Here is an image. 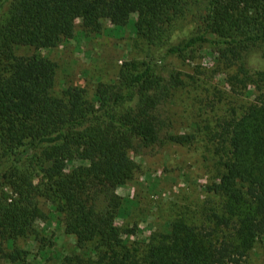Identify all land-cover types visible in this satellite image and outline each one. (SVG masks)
Listing matches in <instances>:
<instances>
[{"label": "trees", "instance_id": "trees-1", "mask_svg": "<svg viewBox=\"0 0 264 264\" xmlns=\"http://www.w3.org/2000/svg\"><path fill=\"white\" fill-rule=\"evenodd\" d=\"M190 12L198 26L182 23ZM79 20L96 33L102 21L133 23L156 53L125 63L120 81L100 84L94 100L78 87L55 96L57 64L40 51L73 38ZM201 49L238 65L239 84L261 77L264 86V71L251 65L255 55L264 60V0H0V254L28 258L13 243L36 235L44 197L76 238V264H249L264 238V104L211 134L215 177L206 192L219 199L211 212L178 214L170 233L137 247L117 225L129 215L118 189L139 171L131 154L197 139L172 132L165 105L185 81L166 67Z\"/></svg>", "mask_w": 264, "mask_h": 264}, {"label": "rangeland", "instance_id": "rangeland-1", "mask_svg": "<svg viewBox=\"0 0 264 264\" xmlns=\"http://www.w3.org/2000/svg\"><path fill=\"white\" fill-rule=\"evenodd\" d=\"M194 10L198 11L197 7ZM197 14L190 12L182 23L185 26L190 23L191 28L198 26L201 19ZM136 18L135 15L133 20ZM102 24L103 30L96 33L84 29L79 20L73 38L62 40L55 49L40 51L57 64L55 96L78 87L86 91L88 100H94L100 84L120 81L125 63H144L156 53L137 34L133 23L122 29L114 28L108 21ZM18 53L32 55L34 50L21 48ZM251 65L264 71V60L259 54L251 59ZM166 70L167 76L179 73L185 81L165 105L172 132L196 135L197 139L191 146L167 143L142 156L131 154L139 171L118 189V194L127 202L129 215L119 217L117 225L121 233L129 232L124 238L135 247L170 233L178 214L201 219L200 208L203 207V213H209L216 207L214 202L219 199L206 192V186L215 177L212 172L215 162L208 150L211 134L220 130L224 120L242 117L251 106L264 104L261 77L251 80L252 83L239 84L242 79L239 66L230 65L218 51L210 53L201 49L186 59L168 58ZM2 184L0 181V190L4 188ZM4 190L10 191L8 187ZM38 205L45 218L34 223L36 235L13 243L14 247L27 251L28 258L11 263L0 254V264H76L75 259L81 252L76 248L75 236L65 232L63 216L44 197H39ZM248 262L264 264V238L256 242Z\"/></svg>", "mask_w": 264, "mask_h": 264}]
</instances>
